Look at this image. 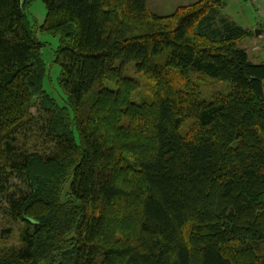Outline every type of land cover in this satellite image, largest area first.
Instances as JSON below:
<instances>
[{"label": "trees", "instance_id": "1", "mask_svg": "<svg viewBox=\"0 0 264 264\" xmlns=\"http://www.w3.org/2000/svg\"><path fill=\"white\" fill-rule=\"evenodd\" d=\"M43 1L39 27L60 34L52 93L31 0H0V201L18 239L0 242V264H264V61L238 46L254 32L214 28L222 0L167 15ZM128 64L155 80L151 100L134 99ZM191 71L230 90L178 87Z\"/></svg>", "mask_w": 264, "mask_h": 264}, {"label": "rangeland", "instance_id": "2", "mask_svg": "<svg viewBox=\"0 0 264 264\" xmlns=\"http://www.w3.org/2000/svg\"><path fill=\"white\" fill-rule=\"evenodd\" d=\"M196 0H148L149 6L152 11L159 15H167L175 11V9L183 4H189ZM223 7L215 12L213 25L214 28L221 27L223 19L250 29L254 32L250 36L242 40L238 46L247 50L251 60L255 62L264 61V0H222ZM29 18L31 23L37 24L33 26V31L40 42H43L41 48V57L47 67V76L45 78V88L50 92H56L59 87L60 65L56 62V50L60 43V34L42 31L39 27L45 20L47 10L43 0H31L28 9ZM213 27V26H212ZM259 31V34H256ZM126 73L132 77H138L142 83L141 91L134 96L136 101H149L153 96V88L155 80L153 78H145L144 76L135 73L133 64H128ZM175 83L178 87H184L188 80L191 79L192 83L197 84L205 99L209 100L215 93H225L230 90V84L227 81H220L212 78L204 73L191 71L187 79L179 77L174 74ZM190 77V79H189ZM114 87L113 83L107 84ZM32 112L39 116L37 108H33ZM183 126L182 131L185 130ZM41 122L35 123L24 135L26 146L30 149L45 148L43 142L44 136L41 130ZM4 201H0V242H14L17 244V234L13 238L7 237L9 223L3 214Z\"/></svg>", "mask_w": 264, "mask_h": 264}, {"label": "water", "instance_id": "3", "mask_svg": "<svg viewBox=\"0 0 264 264\" xmlns=\"http://www.w3.org/2000/svg\"><path fill=\"white\" fill-rule=\"evenodd\" d=\"M256 34L258 35L259 34V31H256Z\"/></svg>", "mask_w": 264, "mask_h": 264}]
</instances>
